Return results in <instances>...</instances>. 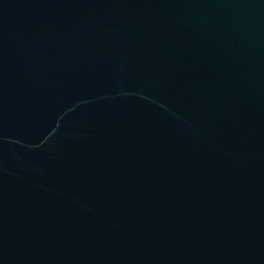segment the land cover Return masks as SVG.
<instances>
[{"label":"water","instance_id":"1","mask_svg":"<svg viewBox=\"0 0 264 264\" xmlns=\"http://www.w3.org/2000/svg\"><path fill=\"white\" fill-rule=\"evenodd\" d=\"M0 264H264V0H0Z\"/></svg>","mask_w":264,"mask_h":264}]
</instances>
